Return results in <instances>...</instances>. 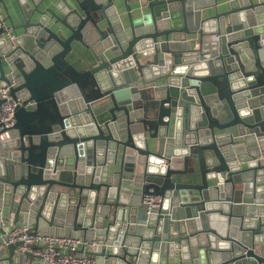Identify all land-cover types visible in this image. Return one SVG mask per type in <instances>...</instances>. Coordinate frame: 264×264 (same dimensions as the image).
<instances>
[{
  "label": "water",
  "instance_id": "water-1",
  "mask_svg": "<svg viewBox=\"0 0 264 264\" xmlns=\"http://www.w3.org/2000/svg\"><path fill=\"white\" fill-rule=\"evenodd\" d=\"M16 1L0 231L94 239L93 264H264V0ZM21 243L0 264H45Z\"/></svg>",
  "mask_w": 264,
  "mask_h": 264
},
{
  "label": "built area",
  "instance_id": "built-area-1",
  "mask_svg": "<svg viewBox=\"0 0 264 264\" xmlns=\"http://www.w3.org/2000/svg\"><path fill=\"white\" fill-rule=\"evenodd\" d=\"M0 28L9 39H14L17 32L9 22L3 5L0 1ZM17 82L15 77L5 85L0 86V93L3 101L0 106V141L13 136L16 126V109L22 104L21 97H14L11 87ZM162 196L160 194L145 193L142 202L149 208L159 205ZM4 224V222H3ZM21 240L17 247L19 250L30 249L40 255L45 264H93L94 256L88 249L95 243V240H85L79 236H60L57 234L43 233L28 223H14L8 230L0 232V249L9 242ZM38 244V247H33ZM81 246V249L79 248Z\"/></svg>",
  "mask_w": 264,
  "mask_h": 264
},
{
  "label": "crops",
  "instance_id": "crops-1",
  "mask_svg": "<svg viewBox=\"0 0 264 264\" xmlns=\"http://www.w3.org/2000/svg\"><path fill=\"white\" fill-rule=\"evenodd\" d=\"M0 1H1L2 5H3V9H4V12H5L6 16L8 14H10L12 16L13 21L15 23H19V22H21L23 20V16L20 13V10H19V7H18V4H17V1L16 0H0ZM226 1L227 0H219V4H218L219 9L225 8L227 6L226 5ZM28 2L31 5L33 4V0H28ZM119 11H120V13H125L124 7L123 6L120 7L119 8ZM214 11H215V6H210V7L204 8L203 15L208 14V13H213ZM8 20H9V18H8ZM9 22L11 23L10 20H9ZM17 31L18 32H21V29H17L16 32ZM196 41H198V39ZM166 55L169 56L170 53H166ZM9 142H10V140H7L4 143H7L8 144ZM4 148H7V147L4 146ZM4 213H7V207L6 206L4 207ZM17 223H22V221H18ZM13 225L14 224H11V226H13ZM0 226H2L3 228H5L6 222H4V224L0 223ZM0 232H3V231H0ZM33 247L37 248L38 247V244L34 245ZM79 248L81 249V246ZM4 249H6V248H4ZM36 264H42V263L38 261V262H36Z\"/></svg>",
  "mask_w": 264,
  "mask_h": 264
}]
</instances>
